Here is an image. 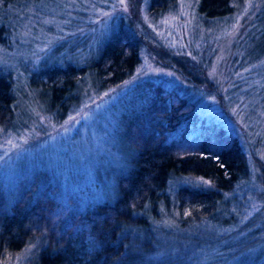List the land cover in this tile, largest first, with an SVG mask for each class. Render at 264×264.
Instances as JSON below:
<instances>
[{
    "label": "rangeland",
    "instance_id": "obj_1",
    "mask_svg": "<svg viewBox=\"0 0 264 264\" xmlns=\"http://www.w3.org/2000/svg\"><path fill=\"white\" fill-rule=\"evenodd\" d=\"M197 1L176 0L154 16L146 0L0 4V68L12 75L17 112L15 127L0 129V189L9 201L44 174L81 212L112 203L116 177L134 156L120 121L125 98L136 83H160L224 124L246 155L249 175L230 194L236 200L223 208V223L186 226L173 208L144 215L151 230L145 243L155 251L143 264H264V0H232L231 13L215 20L199 15ZM119 19L141 39L137 69L108 91L86 83L63 119H54L37 98L32 73L87 65ZM196 184L172 177L167 193ZM30 249L4 264H21Z\"/></svg>",
    "mask_w": 264,
    "mask_h": 264
},
{
    "label": "trees",
    "instance_id": "obj_2",
    "mask_svg": "<svg viewBox=\"0 0 264 264\" xmlns=\"http://www.w3.org/2000/svg\"><path fill=\"white\" fill-rule=\"evenodd\" d=\"M146 1L151 16L165 13L176 2ZM231 3L198 0L197 12L205 20H215L231 13ZM132 27L116 21L87 65H55L32 73L37 98L54 119H63L86 83L108 91L133 75L140 63L141 39ZM5 36L6 28L0 25V44ZM196 106L160 83L145 81L132 87L120 117L122 133L134 152L132 167L116 177L117 197L110 204L81 212L44 174L11 201L0 189V264L30 247L21 264H143L155 251L145 243L151 230L144 215L173 208L176 220L186 226L223 223L222 210L236 200L230 194L247 179L248 163L238 139ZM16 114L12 75L0 68V129L13 127ZM172 177L199 184L181 186L170 196ZM262 177L264 181V172Z\"/></svg>",
    "mask_w": 264,
    "mask_h": 264
}]
</instances>
